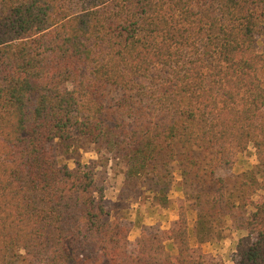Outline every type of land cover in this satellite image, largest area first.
Masks as SVG:
<instances>
[{
	"label": "trees",
	"instance_id": "1",
	"mask_svg": "<svg viewBox=\"0 0 264 264\" xmlns=\"http://www.w3.org/2000/svg\"><path fill=\"white\" fill-rule=\"evenodd\" d=\"M261 39L264 0H0V264H224L190 245L222 218L245 232L234 264H264ZM85 144L96 159L60 163ZM249 145L253 167L217 174ZM110 159L128 186L181 190L193 225L178 206L130 241Z\"/></svg>",
	"mask_w": 264,
	"mask_h": 264
},
{
	"label": "rangeland",
	"instance_id": "2",
	"mask_svg": "<svg viewBox=\"0 0 264 264\" xmlns=\"http://www.w3.org/2000/svg\"><path fill=\"white\" fill-rule=\"evenodd\" d=\"M257 49L264 54V41L261 39L258 42ZM261 77L264 83V67L261 70ZM264 109V108H263ZM80 144H78L79 146ZM82 145V144H81ZM70 152L63 155L59 154L60 163L66 164L68 167H74V159H79L81 163H88L97 158L92 146L84 145L82 148L76 150L70 149ZM256 164L254 149L249 145L245 151L234 157L233 165L230 169H222L218 171V175H236L245 170V168L253 167ZM173 167V165H172ZM124 164L116 160L110 159L106 169L98 170V182L104 188V203L106 208L110 209L112 213L124 214L128 220L132 221L134 225L129 234V240L133 241L140 233V227L137 222L143 225H154L159 228L167 226L165 218H172L178 214L176 208L182 206L187 209L188 223L192 226L195 220V209L192 200H186L184 194L178 188H172L166 194V200L155 195L152 192L145 191L144 188L138 186H128L124 184ZM174 180L177 183L179 176L176 171H173ZM261 180V178H260ZM263 192L258 190L252 199L254 201L261 200ZM164 197V198H165ZM123 210V211H122ZM165 211V212H164ZM230 221L227 218H222L216 223V231L219 236L213 238L209 242L197 244L196 240L190 236V245L195 250L194 255H202L206 260L221 261L224 264H234L235 244L238 238L245 232L243 230H236L230 228ZM139 236V235H138ZM170 251L175 255L174 248ZM16 258V257H14Z\"/></svg>",
	"mask_w": 264,
	"mask_h": 264
},
{
	"label": "crops",
	"instance_id": "3",
	"mask_svg": "<svg viewBox=\"0 0 264 264\" xmlns=\"http://www.w3.org/2000/svg\"><path fill=\"white\" fill-rule=\"evenodd\" d=\"M165 212V211H164ZM177 215V214H176ZM176 218H177V216H172V218L170 217V218H165V220H166V223H167V226L166 225H164V227L162 228V229H168L170 226H171V224L176 220ZM138 235H139V233H138ZM138 235L135 237V238H137L138 237Z\"/></svg>",
	"mask_w": 264,
	"mask_h": 264
}]
</instances>
